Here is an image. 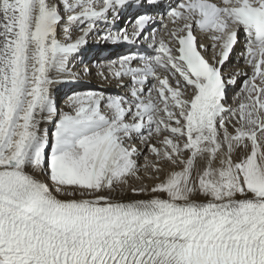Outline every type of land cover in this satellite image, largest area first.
<instances>
[{"label": "snow or ice", "instance_id": "snow-or-ice-1", "mask_svg": "<svg viewBox=\"0 0 264 264\" xmlns=\"http://www.w3.org/2000/svg\"><path fill=\"white\" fill-rule=\"evenodd\" d=\"M93 36L143 49L98 72L129 92L58 111ZM135 137L180 167L123 200ZM0 264H264V0H0Z\"/></svg>", "mask_w": 264, "mask_h": 264}, {"label": "bare ground", "instance_id": "bare-ground-1", "mask_svg": "<svg viewBox=\"0 0 264 264\" xmlns=\"http://www.w3.org/2000/svg\"><path fill=\"white\" fill-rule=\"evenodd\" d=\"M163 24H168V21L164 20L163 22H157L155 24V28L159 29V37L167 39L163 31ZM168 27L171 28L172 25L168 24ZM75 35V34H74ZM132 44H107V43H98L93 36L89 39L87 46L82 50L80 56L77 57L72 62V71L77 74V78L75 82L70 83H61L57 84V86L53 90L55 103L58 111H71V108L68 106V98L75 92H86L89 90L103 92L105 95H125L129 92V89L126 87L118 86V81L115 79L104 80L98 75V72L101 69L102 65H106L108 61L114 59L120 55L127 54L130 52H136L132 50ZM243 49V42H240L234 52L231 55L230 61L224 66L223 71L225 73L231 72L235 67L242 66L243 61L239 62L237 65V56ZM130 51V52H129ZM210 53V51H209ZM97 56H100L99 58ZM96 59V60H95ZM95 61V66L91 63ZM87 68L88 71L85 72L84 69ZM106 71V68L104 69ZM163 74V73H161ZM127 79V78H126ZM151 86L150 84L148 85ZM234 87L230 86L227 90V99L225 100V106H231L234 103V97L236 93L239 91V81L236 85V89L232 90ZM145 94H147V89H145ZM61 96V97H60ZM60 98L63 99L60 102ZM227 115V114H225ZM45 125H42L44 127ZM157 139L155 136L153 137L152 143H157ZM128 143L135 145L138 149L143 152V155L138 157V164L140 165V170L136 176L128 177V185L129 190L123 193H118L117 198L123 200H131V199H141V198H149L150 193H143L139 196L133 195L130 188L131 187H152L155 183L158 182L157 176L160 179H163L166 173L170 170H176L180 167L179 164L172 166L169 164H164V171L159 174L153 172L151 168L145 170V156L148 157L150 161H154L155 157L150 154L147 148L141 144L139 137H135ZM148 154V155H147ZM186 155V154H185ZM198 166H202L201 162H197ZM40 179H45V177L40 176ZM54 191V190H53ZM102 195H107V192L101 193ZM164 195V194H161ZM63 198V197H61ZM195 199H204L202 196H195Z\"/></svg>", "mask_w": 264, "mask_h": 264}, {"label": "rangeland", "instance_id": "rangeland-1", "mask_svg": "<svg viewBox=\"0 0 264 264\" xmlns=\"http://www.w3.org/2000/svg\"><path fill=\"white\" fill-rule=\"evenodd\" d=\"M60 97H61V96H60ZM62 101H63V99L60 98V102H62ZM147 155H148V154H147Z\"/></svg>", "mask_w": 264, "mask_h": 264}]
</instances>
